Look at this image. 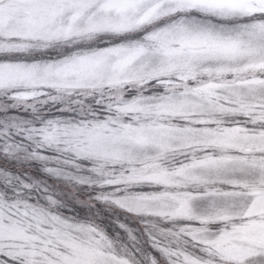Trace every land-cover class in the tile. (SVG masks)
Instances as JSON below:
<instances>
[{
	"label": "snow or ice",
	"instance_id": "1",
	"mask_svg": "<svg viewBox=\"0 0 264 264\" xmlns=\"http://www.w3.org/2000/svg\"><path fill=\"white\" fill-rule=\"evenodd\" d=\"M18 2L0 0V101L32 119L0 120V156L54 152L45 171L87 195L5 177L0 264H264V0H25L40 34L5 25ZM80 62L100 78L76 107L37 112L28 75ZM97 205L143 222L159 257L109 236Z\"/></svg>",
	"mask_w": 264,
	"mask_h": 264
},
{
	"label": "rangeland",
	"instance_id": "2",
	"mask_svg": "<svg viewBox=\"0 0 264 264\" xmlns=\"http://www.w3.org/2000/svg\"><path fill=\"white\" fill-rule=\"evenodd\" d=\"M26 16L25 0H19L15 7L3 13V21L5 25L12 24L17 26L22 32L40 34L44 31V27L38 21H28ZM96 22L103 24L106 21L97 16ZM83 24L86 26L87 21H83ZM83 43L87 46L92 41H84ZM80 44L81 41L79 40L72 42L61 41L55 48V51L63 52L66 48H75L80 46ZM46 68L48 66L41 65L37 71L28 75V83L34 86L30 91L34 90L38 93L36 96L30 95L28 100L36 108L37 112L42 109L54 112V109H51V107L49 109L45 107L46 105H51L53 99L56 105L76 107L74 98L77 97V88L90 84L100 78L96 70L97 65L90 62H80L69 66L52 65L49 70H46ZM58 68L59 70H57ZM91 95H93L91 91L81 90L79 92V96H83L85 100ZM0 104L6 106L0 113H7V111H14L16 113L12 117L6 118L7 121L2 120L4 123H10L13 118L21 121L32 119L30 112L12 108L10 101H0ZM85 107H87V104H85ZM19 115H24V117L20 118ZM32 150L30 146L26 151L16 154L15 157L0 156V190L7 188V181L4 178L10 176L22 181L23 184L34 186L26 190L25 195L28 196H37L36 189L39 188L45 196H51L58 200L70 202L73 197L79 199L86 198V189L78 188L74 182L65 179L62 175L53 176L45 171L48 167H58L52 162L56 158L54 152L47 153L50 157L49 161L39 162L27 158ZM76 207L81 206L76 205ZM96 210L100 212L102 216L101 222L106 226L109 236L118 239L121 244L128 246L130 249L135 245L136 248L140 249L141 253L159 257V253L149 247L146 242L143 222L126 219L124 214L118 210L108 211L102 205H97ZM84 211L86 212L87 210L85 209ZM119 223L125 224L132 230V235L136 237L135 241H129L127 233L123 230L119 229L120 232H118L112 227V225L118 226Z\"/></svg>",
	"mask_w": 264,
	"mask_h": 264
},
{
	"label": "trees",
	"instance_id": "3",
	"mask_svg": "<svg viewBox=\"0 0 264 264\" xmlns=\"http://www.w3.org/2000/svg\"><path fill=\"white\" fill-rule=\"evenodd\" d=\"M78 47H79V46H78ZM14 114H16L14 111H7V113H0V117L2 118L1 120H6V121H7L6 118H8V117H12ZM19 117H20V118H23L24 115H19ZM8 122H9V121H8ZM112 227L115 228L116 231L120 232V231H119L120 228H118V226H114V225H112ZM121 232H122V231H121Z\"/></svg>",
	"mask_w": 264,
	"mask_h": 264
}]
</instances>
